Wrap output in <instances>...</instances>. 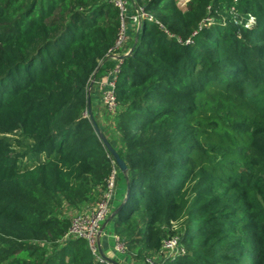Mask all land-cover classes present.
I'll use <instances>...</instances> for the list:
<instances>
[{
  "label": "trees",
  "instance_id": "obj_1",
  "mask_svg": "<svg viewBox=\"0 0 264 264\" xmlns=\"http://www.w3.org/2000/svg\"><path fill=\"white\" fill-rule=\"evenodd\" d=\"M128 1L148 17L129 32L113 121L92 100L125 175L88 113L92 79L118 63L121 10L0 0V264L118 263L66 238L114 168L126 191L106 231L130 264L174 237L185 254L156 264H264V0Z\"/></svg>",
  "mask_w": 264,
  "mask_h": 264
},
{
  "label": "built area",
  "instance_id": "obj_2",
  "mask_svg": "<svg viewBox=\"0 0 264 264\" xmlns=\"http://www.w3.org/2000/svg\"><path fill=\"white\" fill-rule=\"evenodd\" d=\"M110 1L113 2L122 12V27L118 39L115 46L109 50V55L118 59V63L114 69L108 72V77L102 78L97 82V84L101 89V104L103 105V108L109 115H115L119 110L115 87L118 77L117 73L120 70L121 63L123 62V59L121 58L122 46L123 43L130 38L129 27L132 23L135 21L137 26H139L142 21V17L148 16L143 10L130 16L126 15L130 10L128 0ZM118 176L119 172L116 168H114L107 180V189L104 193L103 199L96 203L90 211L75 215L72 219L71 226L66 233V238L74 237L86 239L90 244L91 249L96 254L98 253L97 251H99L98 245L101 236V224L106 220L109 213H111L112 203L116 200V195L118 193ZM114 250L117 256L124 255L125 247L123 243L118 240V238H115ZM184 254V247L179 244L178 238L174 237L165 240L160 253L154 258H149L147 260L150 264H156L159 261L166 259L175 260L177 257Z\"/></svg>",
  "mask_w": 264,
  "mask_h": 264
},
{
  "label": "water",
  "instance_id": "obj_3",
  "mask_svg": "<svg viewBox=\"0 0 264 264\" xmlns=\"http://www.w3.org/2000/svg\"><path fill=\"white\" fill-rule=\"evenodd\" d=\"M139 35H140V29L137 30L136 38H138ZM133 49H134V47H132L131 50L126 55H122L121 58L124 59V58L128 57L131 54V52L133 51ZM94 81H95V77L92 79V82L90 83L89 93H88V113H89V117L92 120L97 133L99 134V136L103 140L104 144L106 145L107 149L111 153L114 161L117 163L119 169L123 172V174L127 175L128 166L126 165L125 161L120 157V155L115 150V148L112 146V144L108 141L106 135L101 130V128L99 127V125L97 124V122H96V120L94 118L93 109H92V97H91V90H92ZM129 194H130V185L128 184V190H127L126 199L128 198ZM117 211L118 210L112 212V214L109 216V218L106 221L107 223L110 222L115 217V215L117 214ZM100 253L102 255H104L103 250H101ZM113 264H118V263L114 262Z\"/></svg>",
  "mask_w": 264,
  "mask_h": 264
},
{
  "label": "crops",
  "instance_id": "obj_4",
  "mask_svg": "<svg viewBox=\"0 0 264 264\" xmlns=\"http://www.w3.org/2000/svg\"><path fill=\"white\" fill-rule=\"evenodd\" d=\"M136 33H137V30H136ZM131 41H132V39L129 38L123 43L122 50H121L122 55H126L131 50V46H130ZM92 93H93L92 94L93 95V99H92L93 100V108L96 109L99 106V104H101V97H100L101 90L99 89L97 84H95V87H93ZM118 178H119L118 183H120V180H121V174L120 173H119ZM107 232L108 231H105V233H103V235L100 236L99 252L101 250H103V253H105L110 258L115 256V258L118 259L117 262L119 264H130L128 258H124L122 256L116 255V253L113 250V244H112V241L115 242V239L114 238L112 239V236L110 237L109 232L108 233Z\"/></svg>",
  "mask_w": 264,
  "mask_h": 264
},
{
  "label": "rangeland",
  "instance_id": "obj_5",
  "mask_svg": "<svg viewBox=\"0 0 264 264\" xmlns=\"http://www.w3.org/2000/svg\"><path fill=\"white\" fill-rule=\"evenodd\" d=\"M190 0H178V4H179V6L182 8V9H186L187 8V3L189 2ZM128 6L130 7V5L128 4ZM133 10V9H132ZM130 15H132V14H130ZM129 15V16H130ZM138 29H140V25L139 26H137V24H136V22L134 21L133 23H132V28H130L129 29V32L130 33H136V30H138ZM93 87H95V83L93 84ZM93 87H92V89H93ZM100 89V88H99ZM100 97H101V94H100ZM95 111L97 112V114H98V116H100V120H101V117H103L104 119H106L105 120V125H106V123L107 122H110V121H113V119H111V116L112 115H109L106 111H105V109L103 108V105L102 104H99V106L95 109ZM111 119V120H110ZM107 128H113L114 127V125H113V123L110 125V126H106ZM105 127V128H106ZM108 131V130H107ZM29 159L31 160V161H34L33 160V158L32 157H29ZM28 158H26V159H24V163H30L31 161L29 160ZM118 195H116V200L115 201H113V203H112V207H111V213H109V215H108V217L106 218V220L101 224V227H100V229H101V235H103V233H105V231L106 230H109L110 229V225H109V222L107 223L106 221H107V219L109 218V216L112 214V212L114 211L113 209L118 205V200H117V197H119V193L120 192H122V191H126L125 190V180L122 178L121 180H120V183H119V186H118ZM122 190V191H121ZM124 194H125V192H124ZM124 198H125V196H124ZM89 209H91V208H89ZM76 212H67V215L68 216H70V218H72L71 216H73L74 214H75ZM112 244L114 245V242L112 241ZM98 246H100V244L98 245ZM153 258H154V256H153Z\"/></svg>",
  "mask_w": 264,
  "mask_h": 264
}]
</instances>
